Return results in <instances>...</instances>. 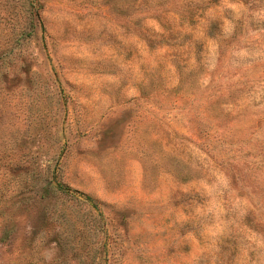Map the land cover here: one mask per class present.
<instances>
[{"label": "rangeland", "instance_id": "1", "mask_svg": "<svg viewBox=\"0 0 264 264\" xmlns=\"http://www.w3.org/2000/svg\"><path fill=\"white\" fill-rule=\"evenodd\" d=\"M0 264H264V0H0Z\"/></svg>", "mask_w": 264, "mask_h": 264}]
</instances>
